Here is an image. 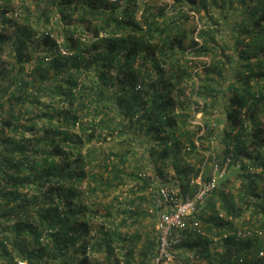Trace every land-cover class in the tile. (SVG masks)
Returning a JSON list of instances; mask_svg holds the SVG:
<instances>
[{"label":"trees","instance_id":"1","mask_svg":"<svg viewBox=\"0 0 264 264\" xmlns=\"http://www.w3.org/2000/svg\"><path fill=\"white\" fill-rule=\"evenodd\" d=\"M162 1L139 6L138 0H0V79L14 69L19 88L38 81L33 95L38 104L40 96H59L62 106L59 112L48 101L37 114L40 120L25 124L12 103L35 99L13 92L4 98L7 88L0 90V107L9 104L0 110V264H18L20 259L24 264H72L73 258L64 256L78 242L84 253L87 226L80 221L85 205L80 204L78 185L86 176L85 165H95L91 160L97 155V142L123 131L138 136L140 143L149 136L146 163L167 161L157 167L160 176L172 165L180 176L181 195L191 192L200 171L202 180L210 178L212 168H204L208 159L221 167L226 162V169L233 168L239 179L236 199H230L223 188L228 178H219L221 185L186 217L184 236L174 253L189 250L207 264H264V0H170L169 5ZM204 9L210 12L207 22L201 20ZM79 16L83 31L92 32L90 42L82 40L80 30L75 34ZM31 17L45 25L42 31L35 29ZM224 23L227 38L221 36ZM52 28L62 35L61 42L52 38ZM5 51L16 63L11 70L1 56ZM32 61L31 79L25 80L24 64ZM197 99L202 106L195 111L212 117L218 108L224 121L206 118L194 125L195 131L190 129L191 105L198 104ZM218 122L222 127L216 132ZM198 130L202 132L195 136L196 146L192 137ZM26 131L29 136L24 139ZM126 137L122 143L135 140ZM213 137L223 141L218 151ZM179 153L193 159L191 167L177 164ZM114 157L121 162L128 154L110 152L103 159L110 162L99 164L109 168L111 180L121 178L119 165L111 163ZM89 176L91 195L98 190V174ZM215 197L221 199L218 208ZM151 201L155 205L154 197ZM129 205L134 209L125 212L137 221L139 204L131 200ZM242 209L254 217L251 226L234 222ZM120 236L114 230L105 232L108 253L112 239ZM215 238L221 249L214 256L209 243ZM7 241L15 253L6 247ZM156 243L149 240L145 249L152 248L154 255ZM89 262L83 255L74 264Z\"/></svg>","mask_w":264,"mask_h":264},{"label":"rangeland","instance_id":"2","mask_svg":"<svg viewBox=\"0 0 264 264\" xmlns=\"http://www.w3.org/2000/svg\"><path fill=\"white\" fill-rule=\"evenodd\" d=\"M17 2V1H16ZM139 6H142L144 3H150L154 2V0H138ZM164 2H167L169 5L170 0H163ZM15 3V1H14ZM220 1H218V4ZM16 6H21V4L16 3ZM169 6H167L166 11H169ZM217 7H214L213 16L217 15ZM33 11V9H32ZM204 14V17H202V21H206V17H210V12H207L205 9L202 11ZM141 14V11L137 13V17L139 18ZM206 16V17H205ZM30 17V16H28ZM195 18H197V15H195ZM210 19V18H209ZM83 19L81 16L77 17L75 24H78V32L75 34H79V30L83 32L82 34V40H85V42H90L92 39V32L90 31H83L84 23L82 21ZM30 22H32L33 26H35V29H44L45 25L39 26V21L31 17ZM86 23V22H85ZM190 24H191V18H190ZM225 24H222V34L221 36L227 38L226 36L227 29H225ZM57 28L56 24L53 26ZM201 27V22L198 23V29ZM61 29V28H60ZM64 31V29H63ZM59 31L54 30L52 28L51 36L52 38L56 39L58 42H61L62 35H58ZM104 32L101 31L99 35H103ZM228 52H232L230 49L227 48ZM32 55L35 56L36 52L32 50ZM2 59L5 60V66L7 70H11V66L16 65L14 63V60L12 56H9L7 51L1 54ZM206 60V58H204ZM24 72L23 77L25 80H30V70L33 66V61L30 63L24 64ZM201 68V67H200ZM3 71H1L0 75L2 76ZM16 71L13 69L10 72V75L4 76L0 79V90L1 92L4 91V88H7V93L5 94L6 98L10 92H13L15 95L19 94H30L32 98L35 99L34 92L35 88L37 86L36 81L31 82L32 84H29L26 88H19L20 83L16 80H14ZM86 80H88V77L86 75ZM192 82V81H191ZM197 83V81H196ZM197 84H195L196 86ZM48 101L51 103L53 102V106H56L59 109V112L61 111L62 106L59 102V96H56L54 98L52 97H39V102L35 101L31 103L30 101H21V100H15L12 104H14L13 108L16 112H19L21 118L20 121L24 122L25 124H29L32 120H40L37 118V114H41L43 110V106L48 104ZM198 104L196 102L191 105V107L194 109V112L192 111V120L190 122L189 128L193 129L195 131L196 125L200 124L202 121H205L210 118L211 121H213L215 118L218 120V118L222 121H224V115L221 110L218 108L213 111L212 117H208L209 114H203L202 111H195V108L197 106H202V100H198ZM50 103V104H51ZM49 104V106H50ZM66 102H64V105ZM9 104L5 103L3 107H0V110L4 111L5 108H8ZM46 109V108H45ZM44 109V110H45ZM49 113L52 112L53 109L48 108ZM80 113V112H79ZM22 114V115H21ZM207 118V119H206ZM46 117L44 116L42 120L45 121ZM191 123L193 124L191 126ZM42 121L37 126H41ZM195 125V126H194ZM222 125L218 122L216 125V132L217 130H221ZM121 130H123V127H120ZM37 129V136H40L41 129L39 127L35 128ZM24 134V139H27L26 137L29 136V132ZM201 130L196 131V134L194 137H192L195 140L196 146H199V143L196 141L195 136H199L201 134ZM16 134V137H19V134L17 132H14ZM125 131H123L122 135H118L113 137L107 142H102L104 138H101L100 142H97L96 150V156L93 160H91L92 164H95L93 167H91L89 164L85 165V172L86 176L83 179V181L78 185L79 190L82 192V201L80 198V204H84L85 208L82 209L83 215L80 216V221H85L87 226V231L84 233V238L86 240L87 246L82 253L81 249L77 247L80 242L75 244L74 246H70L69 250L66 252L65 257H67L69 260H71V263H79V260L81 259V256L85 255L87 257V260L90 261L89 264H94L96 262H101V264H142L144 261L147 264H150L153 259V250L152 248H146L147 243L149 240L153 239L157 242V230L155 227L156 222V206L152 204L153 201H151V198H153V194L155 193L156 189L159 186H166L168 189L176 193L178 196H181V187H180V176L177 173L176 169L172 165H167L164 169V175L160 176L159 171L157 170V167H164V164L167 163V161L162 162H156L147 164L145 160L147 151L145 149L147 145V141L149 139V136L143 137L142 143L139 142L138 136L135 134H130V131L127 132V135H124ZM130 134V135H129ZM127 136L126 138H131L132 136H135V140H130L131 143H129L128 139L127 142L123 141V137ZM221 139V138H220ZM212 145L213 148L218 151V148L223 147V141H219V138L213 137L212 139ZM146 141V142H145ZM89 145L87 144L86 147L82 148V154H85L87 151V148ZM128 150V151H127ZM110 152H117V153H124L127 152L128 158L124 160L122 158V161H119V157H114L113 160H111V163H116L119 165L120 168V179L117 180H111L109 172V168H106L104 170L105 165H99L104 163H109V159H106L103 161L104 158L110 153ZM182 153H179L177 156V164L182 166L187 165L191 167V162H193V159L191 157L187 156H181ZM76 155V153L74 154ZM73 154L70 155V159H72ZM88 160V159H86ZM85 160V161H86ZM102 161V162H101ZM205 162V161H204ZM203 162V164H204ZM217 161H209L206 163L205 169L207 168H213L212 165ZM110 163V164H111ZM218 163V162H217ZM202 164V165H203ZM198 164H195V168ZM201 165V166H202ZM225 171L224 175L221 177L225 180V177L228 178V182L223 185V188L225 189V192H228V196L230 199H236V195L239 188V179L235 178V174L233 171V168L228 170L226 169L227 163L225 162L224 165ZM188 167V168H189ZM186 169L185 172L191 176L193 171L190 169ZM92 172H96L98 174V181L96 182L98 186V190H96L93 194H88V184L91 185L92 182L89 179V174ZM202 171H200L199 176L195 179H190L192 182L196 183L199 179H201L200 174ZM138 176L137 179L135 176ZM183 176V174H182ZM101 178V180L99 179ZM220 180V179H219ZM218 180V182H219ZM101 181H106L105 183ZM220 183V182H219ZM218 185L220 186L221 183ZM145 184L146 186H144ZM143 187V188H142ZM139 188H142L139 190ZM231 194V196H230ZM144 196V197H141ZM140 198V199H139ZM213 198V197H212ZM131 200H134L136 204H139V209L141 211L139 212V217L137 221H133V219H130L128 217V214L125 212V209H128L129 207L134 209V205H129V202ZM221 202V199L215 197V206L218 208L219 204ZM221 209V208H220ZM242 214L239 217L233 218L234 222H244L245 226H251V222H256L253 218H251L250 210L242 209ZM222 214H224L223 211H221ZM126 218V219H124ZM122 222H126V224H123ZM186 223V221H185ZM242 228V227H241ZM116 231L117 234H120V239H117L116 237L112 239V251L108 253V251L105 248L104 245V238H105V232L106 231ZM3 235V234H2ZM0 233V237L2 236ZM138 235V239H135L134 236ZM127 238H126V237ZM125 237V239H123ZM132 242L130 243V241ZM215 243H209V246L211 247V251L213 252L212 255L215 256V250L221 249V241L215 238ZM101 243L102 245L98 247L95 243ZM157 244V243H156ZM6 247L10 250V252L15 253V249L12 248L11 243L7 241ZM77 247V248H76ZM145 251L146 256L142 255V252ZM129 255V263L126 261V256ZM200 264H207L205 260H203L201 257H193V252L189 250H177V252H173V258H172V264H185L186 262H193ZM18 264H24L23 260H19Z\"/></svg>","mask_w":264,"mask_h":264},{"label":"built area","instance_id":"3","mask_svg":"<svg viewBox=\"0 0 264 264\" xmlns=\"http://www.w3.org/2000/svg\"><path fill=\"white\" fill-rule=\"evenodd\" d=\"M208 180L199 179L191 192L178 196L166 186H159L153 194L158 215L156 251L150 264H172L173 249L184 236L186 217L192 216L203 200L209 196L224 174L225 167L213 164Z\"/></svg>","mask_w":264,"mask_h":264}]
</instances>
